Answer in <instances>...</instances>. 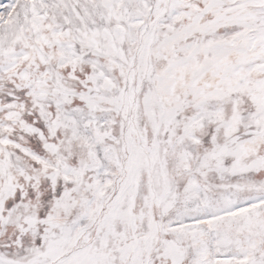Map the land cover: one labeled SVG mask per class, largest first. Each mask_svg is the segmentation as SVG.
Instances as JSON below:
<instances>
[{
    "label": "snow or ice",
    "instance_id": "1",
    "mask_svg": "<svg viewBox=\"0 0 264 264\" xmlns=\"http://www.w3.org/2000/svg\"><path fill=\"white\" fill-rule=\"evenodd\" d=\"M0 264H264V0H0Z\"/></svg>",
    "mask_w": 264,
    "mask_h": 264
}]
</instances>
